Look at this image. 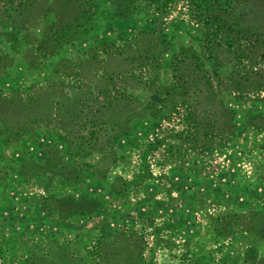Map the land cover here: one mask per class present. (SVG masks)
Instances as JSON below:
<instances>
[{
	"label": "rangeland",
	"instance_id": "rangeland-1",
	"mask_svg": "<svg viewBox=\"0 0 264 264\" xmlns=\"http://www.w3.org/2000/svg\"><path fill=\"white\" fill-rule=\"evenodd\" d=\"M153 1L120 15L115 0H0V264H264L246 224L264 217V92L221 89L235 125L222 149L177 137L180 103L147 115L148 82L172 85L173 53L211 29L202 0ZM227 3L264 30V0ZM61 196L100 207L68 216L48 201Z\"/></svg>",
	"mask_w": 264,
	"mask_h": 264
},
{
	"label": "trees",
	"instance_id": "trees-1",
	"mask_svg": "<svg viewBox=\"0 0 264 264\" xmlns=\"http://www.w3.org/2000/svg\"><path fill=\"white\" fill-rule=\"evenodd\" d=\"M126 1L115 0L118 14L125 15L129 12ZM169 1L171 0H154L155 11L161 13ZM202 2L200 12L207 15L211 29L203 32L202 37L197 40L198 50L180 47L173 53L169 62L172 85L162 87L148 82L152 92L146 114L158 121L167 111V103L172 106L175 103L186 106L183 120L189 132L177 133V137L182 138L189 148L213 150L226 147L235 137L234 111L222 103L221 89L236 96L257 90L264 92V30L260 33L251 26H241L234 19H229L231 12L224 10L228 7L225 4L228 0ZM210 2L214 3L215 7L211 6ZM66 31V27H59V37L56 40L64 39ZM153 33L141 30L134 38H143ZM150 45L149 49L152 50ZM145 50L147 51V48ZM221 67L225 71L223 82V78L218 75ZM54 167L62 170L59 163L46 157L44 170ZM183 198H186V195L182 196ZM48 201L53 203V208L59 205L61 210L68 212V216L89 215L100 207V203L91 197H49ZM246 224L257 236L264 237L263 216L252 220L250 218ZM97 258V255L94 256V259L86 264H95ZM121 261L132 264L128 255Z\"/></svg>",
	"mask_w": 264,
	"mask_h": 264
}]
</instances>
